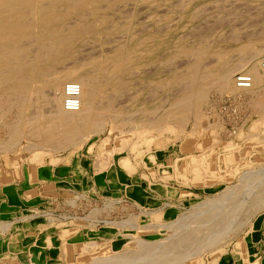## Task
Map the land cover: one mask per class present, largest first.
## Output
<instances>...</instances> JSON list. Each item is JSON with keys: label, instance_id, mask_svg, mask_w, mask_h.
<instances>
[{"label": "bare ground", "instance_id": "6f19581e", "mask_svg": "<svg viewBox=\"0 0 264 264\" xmlns=\"http://www.w3.org/2000/svg\"><path fill=\"white\" fill-rule=\"evenodd\" d=\"M148 1L150 0H0V168L4 172V181L0 185L6 184L5 186L10 189L11 186L18 184H34L33 178H39L41 183L46 184L47 181L43 175L50 170L63 168L59 165L61 163L57 164L59 161L57 158L51 160L52 169L48 166L50 169L39 171L41 172L39 174L38 170L44 169V165L39 167L40 163L44 161L47 154L52 155L51 153L68 150L77 152L81 150V145H86L93 137L103 135L109 124H113L112 131L122 127L131 128L129 130L131 133H129L133 138L137 136L139 142L134 145L128 139L126 144L125 142L118 144L119 149L115 146L114 149L107 150L106 148H109L112 143L109 139L104 140L101 147L107 150V155L105 153L103 155L106 157L100 155V158H104H101L104 162L99 164L97 163L99 161H96L97 165H94L96 172L99 167L102 171H107L117 164V155L124 152H129L131 156L134 154V157L127 155L126 159L121 160V164L129 172H135L138 166H143L144 155L153 152V149H165L166 142L161 141L162 136L170 134L178 138L182 137L190 120L195 119L197 125L195 123L191 138L183 146L186 151L192 150L195 133L199 132L198 127L201 124L206 126L208 124L207 120H202L201 108L206 103V94L210 88L224 94L231 93L235 102H246L249 96L252 106L254 104L255 110L262 111L260 116L263 115L264 68L262 56L260 58L259 54L264 50L258 52L255 49L256 51H253L252 43L245 44L242 48L245 51L249 50L250 52L247 53L249 55L241 56L239 60L242 62L235 66L231 61L233 57L227 60L229 54L222 49L223 52L218 50L213 53L219 57L217 64H211V66L205 64V59L212 55V52L203 47H183L178 50V56L194 57L195 61L184 64L183 70L176 65L177 69L174 71L164 72L167 76H163V72L159 69L154 68L153 70L152 66L150 69L152 71H149L147 75L146 73L145 76L140 75L145 78L144 81H149L151 86L160 87L163 90H178V92L174 90V93L169 94L167 99H164L161 108L158 106L157 111L155 110L157 108H151L152 102V104L160 103L156 101L157 99L145 100L143 92H140L142 94L134 92L135 94L132 95L129 91L134 90L132 79L137 71L140 72L142 67L148 68L147 63L154 64L163 48L160 42L158 44V40L162 37L160 30L156 29L158 32L150 34L136 33L137 28L134 26L132 28L129 23L135 21L130 17H137L139 6L145 5ZM141 25H144V22L138 23V26ZM160 65L162 64L159 63ZM242 69L247 71L243 76L251 78L250 88H239L237 81L233 78L236 71ZM68 85L79 87L76 92L72 93L80 101L78 110L67 111L65 109ZM127 91L131 95L129 93H126V96L123 95ZM126 106H131L129 114L133 111L129 115L130 119L124 117L128 114L125 111ZM214 120L215 125L217 118ZM135 125L138 128H135ZM258 126H260L259 123ZM224 130L226 136L231 138L238 137L242 131L238 126L231 130L226 127ZM155 134H159L160 137L156 139ZM235 146L234 142H230L226 143L225 148L235 150ZM144 149H146L145 152ZM37 151H43L46 155H34L32 162L35 165L25 159L21 161L10 159L13 153L22 157L26 153H37ZM205 156L197 157L198 161L203 162ZM235 156L236 154L229 158L234 159ZM130 157L133 158L135 164L130 161ZM63 159L62 165L66 166L79 165V163L85 166L92 164L86 155L71 164L66 157ZM225 159L228 157L225 156ZM188 160L187 156L185 165L184 163L181 165L182 169L190 163ZM178 161L175 160V167ZM12 167L16 169L11 170ZM24 170L27 171L26 175L23 173ZM254 173L256 172L253 171ZM257 175L259 174L256 173L255 176ZM253 176L248 173L246 182H251ZM199 178L197 175L196 180ZM262 180L264 183V179ZM262 183L250 184L253 190L250 188L251 191L248 190L246 194L253 196V201L250 196L249 200L253 202L254 210L259 213L264 209V184ZM236 190L234 189L235 192ZM234 191L224 194L233 195L231 199L225 197L226 200L223 198L219 204L208 201L201 205L198 211H192V214L186 215L188 217L184 216L177 220L179 222L170 223L171 225L167 226L161 225V227L159 225V228L166 230L171 227L175 229L174 235L164 241L145 244L142 240L133 238L135 241L129 245L137 244V251L118 252L114 256L111 254V257L109 253L104 254V252L101 253L103 256H98L99 250L102 249L91 247L84 251V253L89 252L85 264H184L208 251L221 248L230 243L239 231L251 222L249 216L245 217V214H241L244 203L248 204L251 201L237 199L238 196H234L237 193ZM241 191H238L240 196ZM243 191H246V188ZM233 197L236 198L232 199ZM248 206L245 207L248 208ZM94 212L95 215L99 213L96 209ZM245 212L248 215V209ZM137 218L138 216L133 217L125 225L139 228ZM5 224H0V233L10 228L11 224ZM235 249L244 252L243 259L245 262L249 261L247 243L239 240ZM197 259L200 261L199 258ZM11 263L23 264L16 256H13Z\"/></svg>", "mask_w": 264, "mask_h": 264}, {"label": "rangeland", "instance_id": "374dc122", "mask_svg": "<svg viewBox=\"0 0 264 264\" xmlns=\"http://www.w3.org/2000/svg\"><path fill=\"white\" fill-rule=\"evenodd\" d=\"M138 11L139 12L137 14L135 13L137 16L136 18L132 16L130 17L131 19L134 18L135 20L134 22H129L131 27L133 28L134 26L135 28H137L135 29L136 33L145 34L158 32V30H160V36H162L163 38L161 37L159 39L160 41L158 40V44L160 42V45L163 47V51H160L157 61L154 64L147 63L146 67L148 68L144 69V67H142L139 70L140 72L137 71L138 74L136 73V75L132 79L134 90L132 89L133 91L130 90L129 92L132 95L137 92H143V98L145 100L152 99L153 101L157 99L156 101H159L160 103H151V108H157L155 109L156 111L161 108L160 106L165 101L164 99H167L169 94L174 93L175 91L178 92V90L174 89L175 91H168L165 89L163 90V88L160 87H155L153 85L151 86L149 84L150 82L144 81L143 79L145 78H142L140 75H147L149 71H152L150 70L152 66L153 70H155L154 68H156L159 69L160 72L162 71L163 76H167L166 74H164V72L168 73L171 70L174 71V69H177L175 68L176 65V67H178L180 70H183L185 68L184 64L186 65L187 63L194 62L195 58L178 56L177 51L181 48L203 47L210 49L212 55L207 56V58L205 59V64L210 66L211 64H217L219 57L213 53L217 52L218 50H224L229 54L227 60H231V56L233 57V60H231L233 66L242 62L239 60L241 56L247 57L249 55L247 54L250 52L249 50L245 51L242 49L245 47V44L247 45L252 43L253 51L255 49L258 52L259 50H264V0H150L145 5L139 6ZM139 22H144V25L138 26ZM156 29L158 30L156 31ZM174 47L176 48L175 51ZM235 55L237 56L235 57ZM259 55L260 58L261 56L264 57V51ZM191 58L192 60L190 61ZM159 63L162 65L159 66ZM246 73L247 71L245 69L236 71L235 77L233 75V78L236 80L237 75H245ZM234 79L232 81L233 84ZM129 92L127 91L122 94L125 95ZM130 93L129 95H131ZM230 94L231 93H221L214 88H210L207 91V100L201 108V116L202 120L205 119L208 121V124L207 126L205 124H201V126L199 125V132L197 134L195 133V140H193L192 150L186 151L184 150L183 146L185 145L186 141L191 138V134H193L195 123L197 125V121L195 119L190 120L191 122L183 131L184 134L182 135V137L178 138L177 136L166 134L165 137L162 136L161 138V141L166 142L165 149H153V152L147 153L149 155V158L147 157V154L144 155V159L146 160H151L153 155L156 156L155 152H159L160 157L161 155H165V157L167 158L165 181L172 180L180 184L179 180H182V185L192 188L191 195L186 197V199H172L169 201L166 200L167 203L159 205V207H162H160V209L158 208V211L154 212L152 211L153 209H145V207L141 205H132L131 203L122 202V199L115 196L104 197L101 194V197L99 195V198L97 200H94L84 195V193L80 195L76 194V197L75 194L70 193L66 196L67 199H60L62 200V204L60 206L56 205L53 209L51 207V209L48 210V208L46 207L42 208L41 206H39L40 208L38 207L37 209H26L25 207V210L15 211L16 209L11 208L6 201L9 199V189L5 186L6 184L4 186L0 185V224H11L10 228L7 231L0 233V264H10V261L13 258L8 249L10 240L13 239V243L15 244L17 234L20 235V232H22L23 234L25 231L29 233L30 230L38 229L37 227H39V229L48 226L68 227L69 229H75V231L84 229L96 231L99 229L103 233L105 232V234L109 235L106 239H111L115 242V248L112 249L110 246L102 247L100 248L102 250H99L100 252L98 256H103L101 255V253L104 252V254L109 253L108 255H110L111 257V254L114 256L118 252L121 253L124 251H137V244L133 243L134 245H129L132 244L133 241H135L133 240V238H138L145 244H153L166 240L171 235H174L173 232H175V229L171 227L169 230H166L165 228H159V225L161 227V225L167 226L171 225L172 223L179 222L177 220L184 218V216L188 214L190 215V213L192 214L194 211H198V208L201 205L206 204L208 201H214V203L219 204L221 203L220 200H222L223 198L225 199V197H229L228 199H231L233 195L226 196L224 194L233 192L234 189H237L236 192L234 191V193H237L234 195L238 196H236L237 199L242 201L248 200V202L251 201L253 199V196L249 195L250 198L252 197L251 200H249V196L246 195L249 192L248 190H250V188L253 190V186L251 187L250 184L258 185L259 183H262V179H264V174H261L264 172V117H262L264 113L260 116L262 111L258 109L257 111L255 110L254 104L252 106L249 96L246 98V102H235V99ZM160 99H162L163 101H161ZM130 107L131 106H126L125 108L126 113H128L127 116H124L126 119L131 118L129 115L132 114L133 111L129 114V112L131 111ZM191 118H193V116ZM216 118L217 125H214L213 120H216ZM258 123L260 126H258ZM236 126L242 129L240 135L236 138H231L227 135L230 138L228 139L224 128L228 127L231 130ZM136 127L137 125H135V128ZM112 128L113 124L107 125L105 133L103 135L93 137L86 143V145H81V150L77 152L74 150H68L60 153H51L52 155H46V153L43 151H37V153H26L22 157H19L17 153H13L11 154L10 159L15 161L17 159H19L20 161L22 159H25L27 160V162L34 164L32 162V158H34V155H46L44 161L40 163L41 165L39 166L37 164V166L39 167H43L44 165V169H39L38 172L47 171L48 169H50L51 166H53V164H51V160L57 158H59L57 164L61 163L59 165L64 166L65 164L62 165V163H64L63 157H66L67 161L71 164L74 163L76 159H82L86 155L91 160L92 165H97L96 161H99L97 163L100 164L103 161L102 159H104L103 157H106L105 155H107V150L114 149L115 146H118V144L120 145L121 142H125L126 144V141L128 139L131 143L133 142L134 145L138 144L139 142L137 136L133 138V136L130 134L131 132L129 130L131 128L122 127L115 131H112ZM158 136L159 134H155L156 139L160 137ZM106 139H109L111 143L114 144H110V149L107 147V150L101 147L102 142ZM230 142H234V144L236 145L235 150H228V148H225L226 143ZM201 145H203L202 148ZM119 148L120 146H118L116 149ZM145 151L146 149H144V152ZM104 153L105 155H103ZM234 154H236V158L234 157V159H230L229 157L234 156ZM100 155L103 156L101 157L102 159L100 158ZM118 155L116 158L118 161L124 160L128 156H131L129 152H124ZM204 155L206 156L204 157L203 162L198 161L199 158L197 159V157ZM187 156L189 158L188 162L190 163L186 165V168L182 169L181 165L183 163L185 165V158H187ZM225 156L226 158L228 157V159H225ZM131 157H134V154ZM131 157L130 159L133 161V158ZM175 160H179L177 167H175ZM48 166H50V168H48ZM13 169L15 170L16 168L12 167L11 170ZM97 170L98 172L102 171L100 167L97 168ZM253 171L259 175L255 176L256 173H254V175ZM176 172L178 174V177H175ZM23 173L24 175H26L27 171L24 170ZM40 173L41 172H39V174ZM248 173L251 176L254 175L253 179L250 180L251 182H249L248 180V182H246ZM3 175L4 172L0 168V184L2 183V181H4ZM197 175H199L200 177L198 180H196ZM258 176H260L262 179H259L260 177L257 178ZM255 177L259 180H257ZM38 179L39 178H33L36 184L41 183ZM242 186L245 187L242 188ZM245 188L246 191H243L245 190ZM39 189L40 188H36L33 191H30V197L41 195L42 191H40ZM240 190H242L240 192V194L242 193L241 196L238 195V191ZM236 197H233L232 199ZM252 201L248 204L246 203L247 205H249L248 208L245 207L247 205L244 203V208L241 212V214H245V217L249 216V219L251 221L246 226V228L242 229L243 231L240 230L239 234L237 233L238 235H236L235 238H233V240H231L227 245H224L221 248L213 249L211 251H208L204 255L197 257L200 259V261L195 258L187 261L184 264H217L219 263V261H222L224 259L227 260L229 256H233V259L235 260H242L244 258V252L235 249V245L239 240L247 243L248 248H251L253 242H259L263 246L264 209L260 210V213L259 211L256 212V210H254L253 208L254 206ZM250 203L252 204L250 205ZM35 206L36 205H34V207ZM249 208L252 210H250ZM95 209L96 211H99V213H97L96 215L94 212ZM246 209H248L250 215L249 213L247 215V212H245ZM48 211L53 212L46 213ZM91 215H94L96 218ZM135 216H138L137 226L139 228H132L130 226H127L128 224L125 225L127 221H129L133 217L135 218ZM86 217H88L89 220ZM94 219L95 221H93ZM151 226H153V228H151ZM14 247H16V244ZM251 251H253V249H251L250 252ZM12 253L16 254V251ZM243 260L245 262V259Z\"/></svg>", "mask_w": 264, "mask_h": 264}, {"label": "crops", "instance_id": "0c3cea01", "mask_svg": "<svg viewBox=\"0 0 264 264\" xmlns=\"http://www.w3.org/2000/svg\"><path fill=\"white\" fill-rule=\"evenodd\" d=\"M155 155L151 160L144 159L145 166H138L133 173L129 172L121 164V161L103 172H96L92 164L86 166L74 164L60 167L61 169L58 168V170H50L46 175H43L47 181L46 184L11 186L12 188L10 187L8 192L9 199L6 201L11 208L16 209L15 211L25 210V207L26 209H37L39 206L49 210L56 205L60 206L62 204L60 199H67L66 196L70 193L78 195L84 193L94 200H97L99 195L100 197L102 195L104 197L115 196L122 199V202L141 205L145 209H153L152 211L155 212L162 207L159 205L167 203L166 200L186 199L191 195L192 189L182 185L183 181L179 179L177 180L180 181V184L172 180L165 181L167 158L165 155L160 157L159 152H155ZM147 157L149 158V155ZM131 162L135 164L134 161L131 160ZM176 176L178 177L177 172ZM36 188H40L42 194L30 197L29 192ZM34 205L36 206L34 207ZM25 232L21 233L20 237L17 234L16 247H14L13 239L8 244L11 255L16 256L23 264H85L89 257L87 256L89 252L84 253L86 249L91 247L100 249L105 246L115 248V242L106 239L109 235L99 229L96 231L89 229L75 231L68 227L48 226L30 230L29 233ZM89 245L90 247H88ZM248 249H253L251 252L249 250L248 262L241 259L235 260L233 256H229L227 260L224 259L217 264H264V245L253 242L251 248ZM11 251H16V255Z\"/></svg>", "mask_w": 264, "mask_h": 264}, {"label": "built area", "instance_id": "2783aa9c", "mask_svg": "<svg viewBox=\"0 0 264 264\" xmlns=\"http://www.w3.org/2000/svg\"><path fill=\"white\" fill-rule=\"evenodd\" d=\"M262 66L264 68V57H262ZM236 81H237L236 84L239 88H250L252 84L251 78L245 77L243 76V74L237 75ZM78 88L79 87L76 85H68L67 87L68 97L65 100V109L67 111L78 110L80 107L79 99L76 96H74V94H72L73 92H76Z\"/></svg>", "mask_w": 264, "mask_h": 264}]
</instances>
